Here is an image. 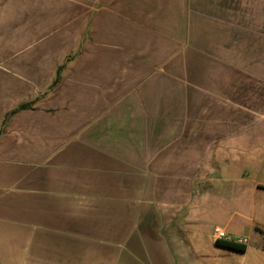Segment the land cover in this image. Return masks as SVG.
I'll return each mask as SVG.
<instances>
[{"label": "crops", "instance_id": "0c3cea01", "mask_svg": "<svg viewBox=\"0 0 264 264\" xmlns=\"http://www.w3.org/2000/svg\"><path fill=\"white\" fill-rule=\"evenodd\" d=\"M230 2L0 0V264H264V77Z\"/></svg>", "mask_w": 264, "mask_h": 264}, {"label": "rangeland", "instance_id": "374dc122", "mask_svg": "<svg viewBox=\"0 0 264 264\" xmlns=\"http://www.w3.org/2000/svg\"><path fill=\"white\" fill-rule=\"evenodd\" d=\"M227 7L218 10L224 21L244 33V53L233 59L243 62L245 71L264 77V0H233Z\"/></svg>", "mask_w": 264, "mask_h": 264}, {"label": "trees", "instance_id": "16d2710c", "mask_svg": "<svg viewBox=\"0 0 264 264\" xmlns=\"http://www.w3.org/2000/svg\"><path fill=\"white\" fill-rule=\"evenodd\" d=\"M62 70V68L59 69V74H60V71ZM59 78H60V75H58V78L56 79L54 85H56L59 81ZM31 105H22L20 106L18 109L12 111L7 119L11 116H13L14 114H16L17 112L21 111V110H25L27 108H30ZM220 245L222 246H225L227 248H230V249H233V250H238V251H244L245 250V246L244 245H241V244H236V243H231V242H219Z\"/></svg>", "mask_w": 264, "mask_h": 264}, {"label": "built area", "instance_id": "2783aa9c", "mask_svg": "<svg viewBox=\"0 0 264 264\" xmlns=\"http://www.w3.org/2000/svg\"><path fill=\"white\" fill-rule=\"evenodd\" d=\"M215 235L218 241L227 242L229 240V237L226 235V233L219 228L215 229Z\"/></svg>", "mask_w": 264, "mask_h": 264}]
</instances>
